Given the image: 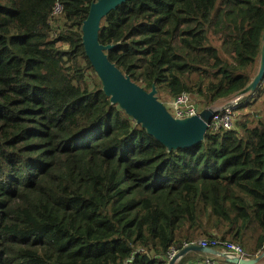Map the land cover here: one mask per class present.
Here are the masks:
<instances>
[{
	"label": "trees",
	"instance_id": "1",
	"mask_svg": "<svg viewBox=\"0 0 264 264\" xmlns=\"http://www.w3.org/2000/svg\"><path fill=\"white\" fill-rule=\"evenodd\" d=\"M96 1L0 0V264H167L200 241L261 254L264 78L231 130L169 151L102 91L81 39ZM263 27L264 0H127L99 43L145 91L204 109L251 82Z\"/></svg>",
	"mask_w": 264,
	"mask_h": 264
},
{
	"label": "water",
	"instance_id": "2",
	"mask_svg": "<svg viewBox=\"0 0 264 264\" xmlns=\"http://www.w3.org/2000/svg\"><path fill=\"white\" fill-rule=\"evenodd\" d=\"M127 0H97L91 3L86 19L81 26V39L86 58L98 77L102 91L110 103L118 105L146 133L161 143L169 151L188 149L204 140L208 124L214 115L212 107L202 109L196 116L173 118L165 106L158 101L156 89L150 91L131 81L111 63L106 52L112 46L99 43V30L102 20ZM264 78V27L261 36V48L258 70L251 82L232 99L227 106L236 105L247 94L255 92ZM189 252H201L224 259L229 264H257L263 254L253 259L226 258L211 248L189 244L178 250L167 264H177Z\"/></svg>",
	"mask_w": 264,
	"mask_h": 264
},
{
	"label": "built area",
	"instance_id": "3",
	"mask_svg": "<svg viewBox=\"0 0 264 264\" xmlns=\"http://www.w3.org/2000/svg\"><path fill=\"white\" fill-rule=\"evenodd\" d=\"M62 8L57 4L54 8V16L61 13ZM168 113L173 118L183 119L192 116H196L203 108H199L192 101V97L186 93L181 94L176 98H171L169 103L164 104L162 103ZM214 110V115L208 124V129L213 131L219 130H231L234 124V114L232 113L231 107L227 106V104L220 106V107H212ZM196 245L207 247V244L203 241L195 243ZM185 246H188L185 245ZM184 246V247H185ZM209 248V247H207ZM217 251L222 253L226 258H240V259H249L246 251L244 248L232 242H223L220 243V247H218ZM176 250L171 249L167 255V262L171 259ZM201 264H229L226 261L218 260L217 258L210 256L204 259Z\"/></svg>",
	"mask_w": 264,
	"mask_h": 264
},
{
	"label": "crops",
	"instance_id": "4",
	"mask_svg": "<svg viewBox=\"0 0 264 264\" xmlns=\"http://www.w3.org/2000/svg\"><path fill=\"white\" fill-rule=\"evenodd\" d=\"M232 99H234V98H232ZM221 101V103L220 104H217V103H215L212 107H220V106H223V105H225V104H227V103H229L230 102V100H220ZM226 101V102H225ZM176 251H178V250H176ZM264 252V251H263ZM263 252L261 253V254H263ZM191 253V252H190ZM188 255H187V257L189 258V259H191L190 261L188 260V262H186L185 264H201V262L205 259H197V258H194V254H189V253H187ZM204 254V253H203ZM251 254V253H250ZM208 255V254H207ZM258 255H260L259 253L258 254H256L253 258H255V257H257ZM211 255H209V257H210ZM183 257H185V255L183 256ZM182 257V258H183ZM213 257H215V256H213ZM249 257V256H248ZM250 258V257H249ZM253 258H250V259H253ZM257 264H264V255L262 256V258L259 260V262L257 263Z\"/></svg>",
	"mask_w": 264,
	"mask_h": 264
},
{
	"label": "rangeland",
	"instance_id": "5",
	"mask_svg": "<svg viewBox=\"0 0 264 264\" xmlns=\"http://www.w3.org/2000/svg\"><path fill=\"white\" fill-rule=\"evenodd\" d=\"M57 15V14H56ZM56 15H55V17H56ZM57 19V18H56ZM58 20H55V21H53V27H56V22H57ZM58 46L59 47H61L62 49H66V46H63V45H60V44H58ZM156 97L157 98H159V102H161V103H164V104H167V103H169V101L171 100V98L170 97H168L167 95H165V94H159V95H157L156 94ZM234 98V97H233ZM232 100V99H231ZM230 100V101H231ZM192 101L196 104V105H198L199 106V108H201V105L200 104H198V100L196 99V97H192ZM226 102V101H225ZM217 104H220L221 103V101H218V102H216ZM234 114V119H236V117H238L237 116V114H235V113H233ZM261 119H263V116H261ZM245 249V248H244ZM246 250V249H245ZM249 254H250V252L248 251V250H246ZM177 252V251H176ZM169 261V260H168Z\"/></svg>",
	"mask_w": 264,
	"mask_h": 264
}]
</instances>
